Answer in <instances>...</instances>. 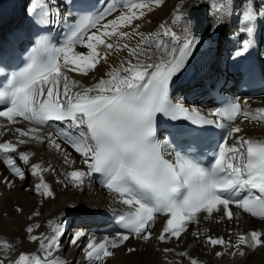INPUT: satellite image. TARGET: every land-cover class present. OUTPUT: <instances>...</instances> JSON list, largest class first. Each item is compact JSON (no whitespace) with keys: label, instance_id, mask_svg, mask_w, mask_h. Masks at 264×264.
Here are the masks:
<instances>
[{"label":"snow or ice","instance_id":"6c2138e0","mask_svg":"<svg viewBox=\"0 0 264 264\" xmlns=\"http://www.w3.org/2000/svg\"><path fill=\"white\" fill-rule=\"evenodd\" d=\"M161 3L162 0H123L121 4L120 0H111L102 11L93 14L89 8L83 7L81 12L84 14L76 17L64 15L63 0H30L27 14L37 24L63 21L66 35L59 47H53L39 35L47 29H39L35 39L37 47L32 50V55L23 67L0 82V104L4 105L0 117L13 123L22 118L34 125L27 130L15 129L18 144L27 142L20 137H29L46 141L59 150L61 145L54 136H60L86 165V170L68 172L69 182L81 187L85 178L98 174L103 186L116 193L120 203L126 206L119 220L127 233L99 242L90 239L85 246L86 259L93 264H102L105 258L113 255L110 248L123 245L130 235L151 239L150 228L156 216L161 214L166 217L158 236L161 242L173 237L179 239L188 223L195 221L199 213L222 212L232 219L229 205L264 220V141L240 137L227 149L218 146L219 150L208 167L203 166L195 158L196 153L191 151L198 146L206 126L217 124V120L194 107H186L181 101L174 102L170 95L174 80L183 74L186 62L193 55L197 37L185 38L179 47L169 49L163 38L170 37L173 42L180 38L166 24H160L161 31L153 36L140 33L139 24L133 23L144 17L145 9L151 11L152 4L159 6ZM212 7L218 9L223 5L213 0ZM109 16L114 18L107 19ZM257 16L264 17V10L257 11L252 5L243 9L241 19L245 26L240 31L251 35L253 28L247 25ZM182 19L183 14H177L172 23ZM69 20L72 23H67ZM126 27L132 31L121 30ZM112 37L119 41L135 37L139 40L135 46H130L126 42H108ZM153 43L162 55H168L159 63H145L151 57ZM98 45H102L105 51H98ZM251 45L250 39H244L235 51V57L243 56ZM77 46L85 47L87 54L77 52ZM124 49H127L129 59L122 61L120 67H113L106 74L107 79L101 77L83 91H70L66 70L79 71L87 76L96 70L97 64L106 62L111 52ZM71 83L75 86L79 81ZM256 113L260 115L252 114L253 120H264V108L257 109ZM209 115L219 118L221 123L217 126L225 128L223 121L233 122L240 115L247 119L249 112L242 111L239 103H230ZM161 118H167L172 124L170 136L184 138L189 149L187 154L175 152L174 160L166 158L171 154L166 146L168 137L163 141L156 139ZM49 122H61L65 128L45 137L42 128ZM227 128L228 137L241 131L232 124ZM18 144L0 142V162L21 180L25 179L26 171L37 175L40 182L35 185V191L51 197L53 193L43 179V172L49 169L40 163H33L25 169L24 166L29 165L30 153L18 151ZM3 183L11 188L15 181L5 176ZM34 227L40 225H29L26 231L31 234ZM62 235L59 225L53 227L49 235H29L31 241L39 242L43 256L33 255L30 259L29 254L20 253L15 264H63L53 256L60 247ZM84 236V232L76 231L69 238L70 243L76 245ZM205 242L225 248H238L242 244L254 248L264 245V233L237 234L235 244L224 237L211 235L205 236ZM179 255L186 256L187 253ZM0 264H4L3 260ZM191 264H198V261L192 258Z\"/></svg>","mask_w":264,"mask_h":264},{"label":"bare ground","instance_id":"6f19581e","mask_svg":"<svg viewBox=\"0 0 264 264\" xmlns=\"http://www.w3.org/2000/svg\"><path fill=\"white\" fill-rule=\"evenodd\" d=\"M9 1L13 0H0V6ZM18 1L15 0V2ZM199 2H207L210 5V11L207 28L198 34L200 47L198 49V58L196 59L198 65L195 64V66L201 71L205 66L223 67L226 60H228L229 64H234L236 61L235 51L242 41L248 37L247 33L240 31L245 26V22L241 19L242 10L249 5H252L257 11L264 10V4H261V0H217L219 4L223 5L222 8L218 9L212 7L213 0H162L159 6L152 4L151 11L145 9L144 17L133 23L139 24L138 31L140 33L145 35L152 34L153 36L161 31L159 25L164 23L180 38L184 34L190 33L193 19L188 16L187 12ZM120 3L123 4V0H120ZM177 14H183L184 19L173 24L172 20ZM112 18L114 17H107V19ZM104 22L106 23V21ZM252 23L256 25L255 42L264 62V17L257 16V19L248 23L247 26ZM227 27L229 29H226ZM121 30L132 31L130 27L122 28ZM222 30L224 31L222 32ZM163 39L168 43L169 49L175 47L176 42L171 41L170 37H164ZM138 40L139 37L128 41H119L116 37H112L108 42L113 44L126 42L130 46H135ZM97 47L98 51H105L102 45ZM76 51L87 54L88 50L83 46H77ZM166 54L162 55L161 51L153 43L151 57L144 62L156 63L158 59ZM127 59H129L128 51L124 49L111 52L107 57V61L97 64L96 70L87 76L82 75L79 71L66 70L70 91H83L84 88L92 86L101 77L107 79L106 74L113 67H120L121 62ZM200 62H202L201 65ZM73 80L79 81V84L73 86L71 83ZM61 84H63V80H61ZM245 102L252 104L251 109L264 108V97L248 99ZM256 115L259 116L260 114L257 113ZM18 126L26 128V130L32 127L25 122L15 123L14 126L0 118V142L10 141L18 144V134L15 132ZM233 126L241 128L239 133L232 136L234 140H238L240 137L245 139L264 138V120H253L252 113L247 119L245 117L240 118ZM42 135L46 137L48 135L47 131L42 129ZM56 142L58 141L56 140ZM43 145L42 143L18 145V151L30 153L29 165L24 166L25 169L29 168L31 164L37 163V161H41L43 168L49 169L44 171L43 179L45 178V181L50 184L49 188L53 193L51 197L42 196L35 191V185L40 182L37 175L26 171L25 179L21 180L14 177L11 171L0 162V260H3L4 264H15L20 253L29 254L30 259L33 255L43 256L39 242H33L28 237L29 235L39 236L42 233L46 235L45 232L50 227V221L52 222L50 231L53 227L59 225L63 232L62 236H67L68 231H66L65 222H63L61 217L66 214L65 219H67L68 209L82 207H86V210L102 209L109 203V198H112L110 194L106 196L102 189L95 187L91 183L81 187H76L70 183L67 178L68 168L81 164L80 162L83 163V161L72 155L73 165L66 166L64 164L66 160H64L62 153L46 149ZM60 145V150L68 154L69 149L62 143ZM67 160L68 162L71 161V157ZM17 163L23 165L22 161L17 160ZM5 176L15 181L13 187L9 188L4 185L3 177ZM28 178L31 179V186L27 183L28 180L26 179ZM41 200H43L42 204L39 203ZM78 203L79 206L75 207ZM17 206H20L19 211L15 209ZM5 212L8 213V217L4 216ZM163 223V220L160 219L152 224L150 228L151 239L149 240H142L140 237L130 235V238L123 245L114 249L110 248L113 255L105 258L102 264H167L164 258L176 262H173V264H180L185 256H181L179 253H187L190 263L191 259L194 258L203 264H218L215 261V257L218 256L219 250L223 251L224 249L227 250L225 254L229 257L235 252V260L240 261L241 264H264V245L253 248L242 244L238 248H225L223 246H211L205 242V236L211 235L213 237H224L226 240H230L232 244H235L237 234H247L252 231L264 233V220L254 219L239 211L236 212V216L232 221H225L221 215H218L213 220H204L197 226H193V232L191 229L186 233H181L179 239L173 237L169 241L161 242L158 236L162 230ZM37 224L40 227H34L31 234L26 231L29 225ZM77 227L79 228V226ZM75 232L70 231L67 239L68 248L60 245L59 249L53 253L54 258L60 259L63 264H71V261H76V258L81 260L74 264H93V262L86 259L84 248L90 239L99 242L106 237L100 235V237H90L86 240L81 238L76 245H73L70 243L69 238ZM194 233H200L201 235L197 236ZM7 245H11V247H7ZM130 248L134 249V251L129 252L128 249ZM67 249L68 255L65 257L66 260H64L62 256H64V251H67ZM165 249H170L171 251H165ZM80 250L83 251V254L78 257Z\"/></svg>","mask_w":264,"mask_h":264},{"label":"rangeland","instance_id":"374dc122","mask_svg":"<svg viewBox=\"0 0 264 264\" xmlns=\"http://www.w3.org/2000/svg\"><path fill=\"white\" fill-rule=\"evenodd\" d=\"M226 29H229V27H227ZM224 30H222V32H223ZM221 32V33H222ZM220 33V34H221ZM196 65H198L197 63H196ZM200 67H203V66H200ZM202 69V68H201ZM46 149H49L48 147H46ZM54 170V169H53ZM26 180H28L27 181V183H28V185L30 184V186H31V183H30V178H28V179H26ZM2 192V191H1ZM40 204H42L43 203V200H41L40 202H39ZM77 206H79V203L77 204ZM20 208V206H17V208L15 207V209H19ZM80 209H82V210H86V207H82V208H70V209H68V213H67V215L69 216L71 213H74V212H77V211H80ZM81 210V211H82ZM8 215V213L7 212H5L4 213V216L5 217H8L7 216ZM67 216V217H68ZM34 226V225H33ZM78 228V227H77ZM66 234H67V232H66ZM66 236V235H65ZM65 236H62V238L60 239V245H64V247H67L68 248V241H66L65 239ZM66 253H67V251H66ZM82 253H81V251H80V253H79V256L81 255ZM235 256H236V254H235V252H233L231 255H230V257L228 256V255H226V254H223V255H218V256H216L215 257V261H216V263H218V264H241L240 263V261H237V260H235ZM164 261L167 263V264H173V262L174 261H171L170 259H166V258H164ZM178 261H180V259H178ZM183 262H185L186 264H191L190 263V259L188 260V258H183V260H182V262H180V264H185V263H183ZM174 263H176V262H174Z\"/></svg>","mask_w":264,"mask_h":264},{"label":"water","instance_id":"95a60500","mask_svg":"<svg viewBox=\"0 0 264 264\" xmlns=\"http://www.w3.org/2000/svg\"><path fill=\"white\" fill-rule=\"evenodd\" d=\"M195 12H197L199 14V17L204 20L206 12H205V10L202 7H200L197 10H195ZM193 13H194V10H193Z\"/></svg>","mask_w":264,"mask_h":264}]
</instances>
